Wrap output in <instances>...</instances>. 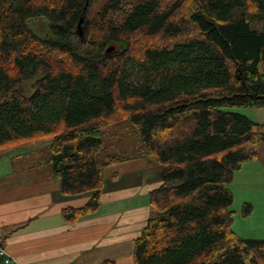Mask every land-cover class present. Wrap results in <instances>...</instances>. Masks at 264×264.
<instances>
[{"label":"trees","instance_id":"trees-1","mask_svg":"<svg viewBox=\"0 0 264 264\" xmlns=\"http://www.w3.org/2000/svg\"><path fill=\"white\" fill-rule=\"evenodd\" d=\"M86 1L0 0V151L47 141L61 193L89 197L63 210L76 224L128 160L105 130L128 124L161 172L135 264H264L229 188L264 166V124L235 111L264 109V0H89L81 38Z\"/></svg>","mask_w":264,"mask_h":264},{"label":"crops","instance_id":"crops-1","mask_svg":"<svg viewBox=\"0 0 264 264\" xmlns=\"http://www.w3.org/2000/svg\"><path fill=\"white\" fill-rule=\"evenodd\" d=\"M42 142L0 151V264H135V240L149 219L150 194L161 186L159 168L138 158L139 149L107 168L99 210L69 224L63 210L82 207L89 197L61 193L47 163L48 142ZM249 171L264 175V166L247 163L230 186L233 192Z\"/></svg>","mask_w":264,"mask_h":264},{"label":"rangeland","instance_id":"rangeland-1","mask_svg":"<svg viewBox=\"0 0 264 264\" xmlns=\"http://www.w3.org/2000/svg\"><path fill=\"white\" fill-rule=\"evenodd\" d=\"M235 111L244 114L255 122L264 124V109L240 108ZM104 133L107 152L110 154L125 157L134 156L140 148L139 140L128 124L111 127ZM33 143L39 147L43 146L42 141H34ZM41 153L38 154V157L43 156L44 152ZM244 176L233 192L235 203L232 210L236 214L232 228L244 238L264 239V175L249 171ZM245 203L252 207L251 213L248 215L243 214Z\"/></svg>","mask_w":264,"mask_h":264},{"label":"water","instance_id":"water-1","mask_svg":"<svg viewBox=\"0 0 264 264\" xmlns=\"http://www.w3.org/2000/svg\"><path fill=\"white\" fill-rule=\"evenodd\" d=\"M88 4H89V0L86 1V5H85V8H84L83 15L81 16V18H80V20H79V23H78V26H77V34H78L81 38L84 37V30H83V23L85 22V15H84V13H85V11H86V9H87V7H88ZM115 50H116V47H115V46H110V47L106 50V52H107L108 54H111V53L115 52Z\"/></svg>","mask_w":264,"mask_h":264},{"label":"built area","instance_id":"built-area-1","mask_svg":"<svg viewBox=\"0 0 264 264\" xmlns=\"http://www.w3.org/2000/svg\"><path fill=\"white\" fill-rule=\"evenodd\" d=\"M1 253L3 254V253H4V251H1ZM8 262H10V260H8Z\"/></svg>","mask_w":264,"mask_h":264}]
</instances>
